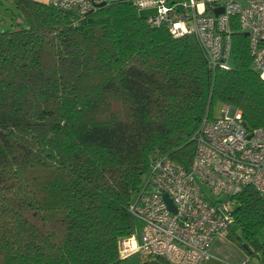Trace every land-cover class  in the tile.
<instances>
[{"label": "trees", "instance_id": "obj_1", "mask_svg": "<svg viewBox=\"0 0 264 264\" xmlns=\"http://www.w3.org/2000/svg\"><path fill=\"white\" fill-rule=\"evenodd\" d=\"M9 1L20 23L0 31V264H121L151 156L187 167L214 101L264 127L247 37L232 19L231 68L212 70L194 36L151 26L131 0L77 25L47 2ZM234 199L236 238L253 254L264 200L250 186Z\"/></svg>", "mask_w": 264, "mask_h": 264}, {"label": "built area", "instance_id": "obj_2", "mask_svg": "<svg viewBox=\"0 0 264 264\" xmlns=\"http://www.w3.org/2000/svg\"><path fill=\"white\" fill-rule=\"evenodd\" d=\"M109 0H48L77 25ZM150 10L147 21L173 37L190 34L207 66L230 69L231 23L247 32L252 68L264 80V0H131ZM222 8L215 14L214 10ZM238 108L225 104L218 117L205 115L185 167L167 155L150 157L149 169L129 211L140 221L137 234L119 243V257H159L168 264H203L212 239L234 224L236 195L254 188L264 200V127L247 130ZM167 194L175 211L167 207Z\"/></svg>", "mask_w": 264, "mask_h": 264}, {"label": "crops", "instance_id": "obj_3", "mask_svg": "<svg viewBox=\"0 0 264 264\" xmlns=\"http://www.w3.org/2000/svg\"><path fill=\"white\" fill-rule=\"evenodd\" d=\"M41 2H47L48 0H38ZM0 3L2 1L0 0ZM3 4V3H2ZM8 10V8H7ZM12 12V8H9ZM8 11L2 12L0 9V18H8ZM15 14V13H12ZM20 16V15H19ZM18 16V19L20 17ZM229 234V236H227ZM236 235H240L234 229L216 235L210 245L209 252L210 258L203 264H264V248L255 251L253 254H249L245 247L241 246L242 242L236 238ZM258 244L264 246V235L260 232L256 236ZM121 264H168L162 258L159 257H139L138 255H131L121 261Z\"/></svg>", "mask_w": 264, "mask_h": 264}, {"label": "rangeland", "instance_id": "obj_4", "mask_svg": "<svg viewBox=\"0 0 264 264\" xmlns=\"http://www.w3.org/2000/svg\"><path fill=\"white\" fill-rule=\"evenodd\" d=\"M1 1L3 4L0 3V9L2 12L8 11V14H7L8 18H4V19L2 17L0 18V31L10 30L20 23V19H18V16L20 14H19V11L13 6V4L9 0H1ZM9 8H12L13 11L11 12ZM141 12L144 14H150L151 11L142 10ZM12 13H15V14H12ZM230 65H232V56L230 57ZM224 106L225 104H222L220 101H214L212 108H211L212 115L214 117H218L221 114V109ZM232 229H234L237 233H240V230L239 228H237V226L233 225ZM259 232L261 235H264V226H262Z\"/></svg>", "mask_w": 264, "mask_h": 264}, {"label": "water", "instance_id": "obj_5", "mask_svg": "<svg viewBox=\"0 0 264 264\" xmlns=\"http://www.w3.org/2000/svg\"><path fill=\"white\" fill-rule=\"evenodd\" d=\"M102 5H104V4L103 3L99 4V6H102ZM214 12H215V14H218V13L222 12V8L220 7L218 9H215ZM243 35L246 36L247 35V32H243ZM163 198H164V200L167 203V207L170 210L175 211V206L173 205V203H172L171 199L168 197V195L167 194H164L163 195Z\"/></svg>", "mask_w": 264, "mask_h": 264}]
</instances>
